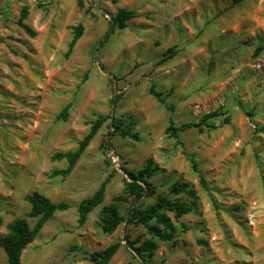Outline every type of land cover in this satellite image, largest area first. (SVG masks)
Instances as JSON below:
<instances>
[{"label": "rangeland", "instance_id": "obj_1", "mask_svg": "<svg viewBox=\"0 0 264 264\" xmlns=\"http://www.w3.org/2000/svg\"><path fill=\"white\" fill-rule=\"evenodd\" d=\"M122 8L136 15L99 45ZM79 23L82 35L66 55ZM153 82L172 111L151 94ZM220 106L229 122L216 116L214 127L179 138L167 130L171 117L198 120ZM100 115L107 118L72 171L53 174L67 162L52 155L75 149ZM112 116L131 121L140 138L112 134ZM150 157L156 193L119 201L121 212L127 218L158 194L191 210L178 219L169 212L174 236L156 238L144 263L125 236L139 245L151 237L145 226L124 221L106 233L100 210L124 194L127 170ZM107 177L103 202L80 224L78 203ZM184 181L195 199L172 192ZM33 191L70 207L44 223L24 264H95L85 251L115 241L105 264H264V0H0V235L18 217L36 224L26 215Z\"/></svg>", "mask_w": 264, "mask_h": 264}, {"label": "trees", "instance_id": "obj_2", "mask_svg": "<svg viewBox=\"0 0 264 264\" xmlns=\"http://www.w3.org/2000/svg\"><path fill=\"white\" fill-rule=\"evenodd\" d=\"M40 1L42 2L43 0ZM240 1L242 0H232L233 3H238ZM135 15V11L133 10L124 8L120 9L117 14L112 17L110 28L104 34L99 45H103L117 27H126L128 21ZM21 25L30 35L35 34L32 27L28 24L22 22ZM82 32V23L74 26V35L69 42L66 55H69L72 52L77 40L82 35ZM150 92L158 100L165 103L170 111L174 109L172 103H167L166 95L163 91L157 88L156 83L153 82L151 84ZM118 98L119 96H116L115 100ZM68 107L69 105H66L59 113V116H66ZM247 112L248 114H251V112ZM216 116H224L226 122H229L230 120L229 111L224 109L223 106H220L213 111L203 114L198 120H189L177 124L171 117L167 130L172 136L179 138L181 132L191 127H198L201 129H203L204 126L214 127L215 125L211 123V119ZM106 118V115H100L96 118L92 122L89 132L79 141V145L75 149L57 151L52 155L53 159H65L67 162V165L64 168L54 169L53 174L66 176L72 171L81 154ZM110 127V132L112 134L119 133L122 136L131 137L133 139L140 138L139 133L133 129L132 122L127 121L123 117L117 118L112 116ZM156 168L157 165L153 158L150 157L141 169L137 171L127 170L129 180L126 181L124 194L115 196L112 202L103 205L100 210V225L102 230L106 233L114 232L124 221H128V223H141L145 226L148 233L151 234V237L144 239L139 245H136V242L139 240H131L127 235L125 236L127 239V245L135 251L144 263L148 261V257H150L157 248L156 238L171 240L174 236L177 226L169 212L174 213L175 218L178 219L191 210V206L179 198H171L168 195L158 194L153 202L144 206H134L131 208L129 210V216L126 218L120 210L119 201L127 200L129 196L140 198L143 196L154 195L156 193V187L150 177L153 175ZM107 181L108 177L92 195L84 198L78 203V222L80 224L85 222L88 213L92 211L94 207L103 202ZM201 183L203 186L207 187V183L203 177H201ZM172 192L176 194L183 192L193 199L197 197L195 188L188 181L174 183L172 186ZM27 199L30 203V210L26 215L28 217L37 218V221L36 224L31 227L26 216L18 217L8 224V232L0 235V247H2L6 253L7 264H24L22 261V252L36 238L44 223L57 210H64L70 207L69 202L65 200L53 201L40 191H33L27 196ZM1 223L2 216L0 215V224ZM119 244V241H115L103 250L85 252L95 264H105L117 251ZM74 247L78 248L79 245H74Z\"/></svg>", "mask_w": 264, "mask_h": 264}, {"label": "water", "instance_id": "obj_3", "mask_svg": "<svg viewBox=\"0 0 264 264\" xmlns=\"http://www.w3.org/2000/svg\"><path fill=\"white\" fill-rule=\"evenodd\" d=\"M95 60H96V61L98 60L97 56H95ZM118 167H119L120 170H123L121 166H118ZM126 175L128 176L127 173H126Z\"/></svg>", "mask_w": 264, "mask_h": 264}]
</instances>
